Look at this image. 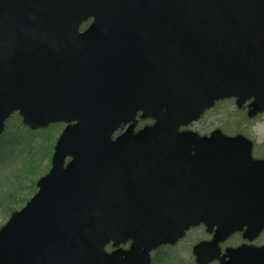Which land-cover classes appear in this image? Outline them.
<instances>
[{
	"label": "water",
	"instance_id": "obj_1",
	"mask_svg": "<svg viewBox=\"0 0 264 264\" xmlns=\"http://www.w3.org/2000/svg\"><path fill=\"white\" fill-rule=\"evenodd\" d=\"M223 98L264 111V0H0V135L14 113L32 129L67 123L0 229V264H150L200 223L216 239L260 231L251 141L179 130ZM139 112L155 123L135 132Z\"/></svg>",
	"mask_w": 264,
	"mask_h": 264
},
{
	"label": "rangeland",
	"instance_id": "obj_2",
	"mask_svg": "<svg viewBox=\"0 0 264 264\" xmlns=\"http://www.w3.org/2000/svg\"><path fill=\"white\" fill-rule=\"evenodd\" d=\"M222 107L221 129L224 132L243 133L253 139L255 145L264 148V113L257 119H248L242 111L234 110L232 103L225 102ZM197 127H203V124L199 122ZM8 130L3 135L6 137L10 133L8 140L0 141V228L37 191L36 182L50 168L54 144L62 127L34 134L15 125ZM21 138V142L9 145Z\"/></svg>",
	"mask_w": 264,
	"mask_h": 264
},
{
	"label": "flooded vegetation",
	"instance_id": "obj_3",
	"mask_svg": "<svg viewBox=\"0 0 264 264\" xmlns=\"http://www.w3.org/2000/svg\"><path fill=\"white\" fill-rule=\"evenodd\" d=\"M225 102L232 103L234 106L233 109L242 111L248 119H257L264 113V111L259 113L252 111L250 101L242 107H238L235 98L217 100L213 107L206 109L198 120L181 129H191L205 137H210L213 132L218 130L227 135L240 134V132L228 134L221 129L223 115L222 104ZM154 122V119H144L138 114L136 130L139 131L143 127L151 125ZM199 122L203 124V127H197ZM123 130L124 128L120 129L113 138L119 136ZM251 141V154L253 159L264 160V148L260 145H255L253 139H251ZM167 154L177 157H182V155L185 156L184 151L167 152ZM217 228V225L209 228L208 225L205 224L191 227L178 241L174 243H164L154 249L151 253V264H221L222 262L230 261L231 257L228 255V252L239 247H243L242 255L244 264H251L254 254L259 253L262 247H264V228L260 231H256V228H254L253 231L247 232L248 229L244 226L232 232L227 237L216 239L215 235L217 233ZM201 243H208V245L202 248L201 259L205 260V262L198 261V256L195 253V248ZM123 248L125 252L130 250L129 247Z\"/></svg>",
	"mask_w": 264,
	"mask_h": 264
},
{
	"label": "trees",
	"instance_id": "obj_4",
	"mask_svg": "<svg viewBox=\"0 0 264 264\" xmlns=\"http://www.w3.org/2000/svg\"><path fill=\"white\" fill-rule=\"evenodd\" d=\"M14 120V121H13ZM10 126H12V125H15V126H17V127H20V125H21V118L17 115V116H15V117H12L11 118V120H10ZM10 126H9V128H8V125H7V128L8 129H10ZM8 129H6V131L8 130ZM5 131V132H6ZM9 131V130H8ZM11 134L9 133L6 137H0V141H2V140H8V138H9V136H10ZM22 141V138L21 139H16V140H14V142L13 143H11L10 142V144L9 145H13V144H15V143H19V142H21Z\"/></svg>",
	"mask_w": 264,
	"mask_h": 264
}]
</instances>
